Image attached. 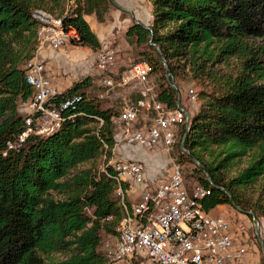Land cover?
Returning <instances> with one entry per match:
<instances>
[{"label": "trees", "instance_id": "1", "mask_svg": "<svg viewBox=\"0 0 264 264\" xmlns=\"http://www.w3.org/2000/svg\"><path fill=\"white\" fill-rule=\"evenodd\" d=\"M148 1L151 29L133 22L126 39L136 46L138 61L154 67L158 100L178 103L167 71L176 79L189 66L191 80L200 86V107L191 118L185 148L200 162L199 182L211 187L206 210L232 205L229 192L239 207L262 217L261 195L252 200L247 190L259 186L264 191V0ZM112 3L0 0V264H111L105 249L100 250L103 232L116 235L124 212L117 181L96 164L105 154L113 156L117 127L112 117L120 109L105 108L90 96L86 78L60 95L81 94L83 99L63 110L59 130L3 153L7 142L22 132L20 106L35 92L24 71L37 45L39 24L33 10L41 7L64 16L79 33L76 43L98 49L102 43L87 16L103 21ZM185 133L184 127L177 147L182 153ZM243 158L246 166L226 181L221 170ZM110 215L114 219L106 221Z\"/></svg>", "mask_w": 264, "mask_h": 264}, {"label": "built area", "instance_id": "2", "mask_svg": "<svg viewBox=\"0 0 264 264\" xmlns=\"http://www.w3.org/2000/svg\"><path fill=\"white\" fill-rule=\"evenodd\" d=\"M74 2L69 0V6ZM32 15L39 24L37 45L24 71L27 83L35 92L26 103L24 128L15 140L7 142L4 155L7 150L21 149L32 137L49 136L59 130L65 120L63 110L75 107L83 99L81 94L60 98L63 91L41 58L45 48L60 50L67 43L79 40L77 29L64 16L41 7L35 8ZM116 62V51L108 47L95 57V75L110 90L126 87L131 82L148 84L155 73L151 64L138 61L118 79L113 75ZM187 93L190 103L198 102L195 89L190 88ZM178 94V103L170 106L158 100L152 88L141 90L138 98L125 93L122 108L112 117V122L121 129L116 145L137 146L161 155L164 170L147 183L145 160L114 159L113 156L108 159L104 155L101 170L117 181L116 196L124 212L116 235L109 234L103 241L111 264H243L249 252L246 225H236L206 210L204 200L211 187L199 181L191 183L172 156L184 127L186 132L190 129L196 108L186 107ZM102 142L107 151L108 144ZM114 217L110 215L105 220L111 221Z\"/></svg>", "mask_w": 264, "mask_h": 264}, {"label": "rangeland", "instance_id": "3", "mask_svg": "<svg viewBox=\"0 0 264 264\" xmlns=\"http://www.w3.org/2000/svg\"><path fill=\"white\" fill-rule=\"evenodd\" d=\"M115 1L120 6L127 8L129 11H131V13L120 10L112 3L110 5L109 11L105 14L103 21H99L97 17L93 15L87 16L91 27L96 32L102 43L101 48L95 49L88 45H82L76 42L67 43L60 50L51 51L48 48L43 49L41 58L46 61V64L49 68V73H51L59 88H61L63 92H67V90L76 82L89 78L90 85L88 86L87 91L90 96L101 100L105 108L115 107L117 109H121L122 96L125 93L132 94V97H137L139 92L146 87L149 89L152 88L155 92L156 88L154 77L156 78L157 74L151 78L148 84L131 82L128 86L117 87L115 90H110L108 87L103 86L99 80L100 78L95 75V57L97 53L103 48L108 47L116 51L117 62L116 66L113 68V75L117 78L120 77V75L122 77L124 72L130 67L131 64L138 62L140 57L137 55L136 46L131 45L127 41L126 31L128 27L134 22V19L144 23L146 26H150L153 20L152 5L148 0ZM63 49H65L67 53ZM208 68H211L215 71H220L222 73L227 72V69L223 66L209 64ZM181 73V76L176 77V79L172 77V82L176 84V89L178 90V93L181 94L183 103L186 105V107L195 106L196 108L194 113H196L200 107L199 102H195L196 104L190 103L187 92L190 88H193L198 95L200 86L195 81L191 80L189 66H187L186 71H181ZM169 83L171 84L170 81ZM20 108L23 115L28 113L26 104H22ZM116 131L118 133L121 131V129L117 127ZM128 151L136 154V157L138 158L141 157V155L149 156L146 155L144 150L137 149V152H135L134 150L124 149L122 144H118L114 147L113 158L120 159ZM215 151L218 153L220 148H216ZM172 156L174 157L177 164L181 166L185 177L189 179L191 183L198 182V176H203V173L199 170V164H197L191 158L189 153L179 152L178 149L175 148ZM246 162L247 158H243L241 163L221 170L225 180H230L233 176H235L246 166ZM103 164L104 158H102L96 164L98 170L102 169ZM87 165L89 166L90 164ZM247 195L251 197L252 200H256L257 197L261 195L259 199V205L262 206L261 210L264 212V191H261L260 187L257 186L253 189L247 190ZM212 212L224 216L227 220L235 223L236 225L245 224L250 236L248 248L249 252L247 257L249 256L253 262H256V264H264V250L260 242L261 240L264 243V214L262 217H259V228L257 230L253 216L241 212L231 204L219 205L215 207L214 211ZM108 237L109 234L103 232V241L108 239ZM100 250H103L102 246H100Z\"/></svg>", "mask_w": 264, "mask_h": 264}, {"label": "crops", "instance_id": "4", "mask_svg": "<svg viewBox=\"0 0 264 264\" xmlns=\"http://www.w3.org/2000/svg\"><path fill=\"white\" fill-rule=\"evenodd\" d=\"M48 49H50L51 51H56V50H53L51 48H48ZM63 50L67 53V51L65 49H63ZM122 147L124 149L134 150L135 152H137V149L144 150L143 148H140L137 146H122ZM144 151H145L146 155H149V156L141 155V157L138 158V157H136V154L128 151L125 155L122 156L121 159H143V160H145L148 164V176H147L146 182L151 183L153 180H155L162 173V171L164 170V164H163V160H162L161 155H159L157 153H153V152L150 153V152H147L146 150H144ZM212 211H214V209L211 210V212ZM212 213H214V212H212ZM249 239H250V237H249ZM247 255L244 259L243 264H252V263L256 264V262H253L249 256L247 257Z\"/></svg>", "mask_w": 264, "mask_h": 264}, {"label": "water", "instance_id": "5", "mask_svg": "<svg viewBox=\"0 0 264 264\" xmlns=\"http://www.w3.org/2000/svg\"><path fill=\"white\" fill-rule=\"evenodd\" d=\"M111 1H112L113 4L116 5L120 10H122V11H127V12H130V13H131V11H129L127 8H125V7H123V6H120L115 0H111ZM134 22H135V23H141L140 21L135 20V19H134ZM147 28L151 29L150 26H147ZM152 44H154V43L152 42ZM165 65H166V63H165ZM167 77H168L169 81L171 82V86L174 87V88L176 89L177 86H176V84H175L174 82H172V79H171V78H172V77H171V73H170L169 71H167ZM179 99H180V98H179ZM188 115H189V113H188ZM187 135H188V131L184 134V136H183V138H182V141H181V147H182L183 150H185V152H187V153L190 154V152L185 148V141H186V139H187ZM191 158H192L197 164H200L199 160H197L194 156H191ZM204 172H205L206 178L208 179L209 183H210L211 185H213L212 177H211L209 171H208L207 169H205ZM218 188H219L220 190H223V191H225V192H228V191L225 190V188L222 187V186H219ZM228 194L230 195L232 205H233L235 208H237L238 210H240L241 212H243V213H245V214H247V215H252V216H253V219L255 220V223H256V229L258 230V228H259V217H258L257 215H255V214L253 213V211H251V210H245V209H242L241 207H239V206L237 205V203L235 202V199L233 198V196L231 195V193L228 192ZM260 242H261V245H262L263 250H264V243H263V241H261V240H260Z\"/></svg>", "mask_w": 264, "mask_h": 264}]
</instances>
